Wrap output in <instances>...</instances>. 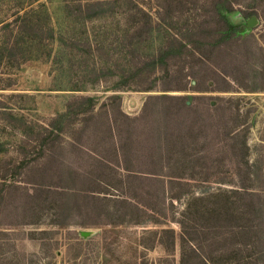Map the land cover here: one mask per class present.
<instances>
[{"label": "rangeland", "instance_id": "obj_1", "mask_svg": "<svg viewBox=\"0 0 264 264\" xmlns=\"http://www.w3.org/2000/svg\"><path fill=\"white\" fill-rule=\"evenodd\" d=\"M94 2L102 4L103 13L83 21L78 5ZM223 4V0H167L163 12L160 0H0V20L11 19L17 10L35 8L31 17L38 27L47 24L53 29L49 39L46 30L37 32L33 40L24 38L20 50L27 58L19 67L0 62L4 71L0 106L12 108L0 112L5 185H21L30 193L41 186L45 197L42 205L34 200L29 209L18 208L13 199L0 202V231L7 232L0 238V264H179L183 255L191 264L196 253L183 242L179 223L191 230L201 205L219 212L237 185L234 166L239 163L246 167L255 196L233 223L254 228L255 254L264 264V46L260 39L264 21L257 17L258 24L250 28L245 15L260 13L264 0H237L231 13L221 8ZM219 15L239 27L224 44H219ZM136 23L140 28L133 30ZM187 41L191 45L183 48ZM225 88L231 91H222ZM167 94L228 100L225 106L239 114V128H247L246 153L239 137L233 140L232 152L223 148L207 161L184 158L182 171L191 178L169 185L164 159L166 103L160 97ZM115 95L119 100H108L105 109H120L133 121L116 117L118 123L128 130L143 129L147 143L153 145L155 164L144 160L133 168L156 172L154 189L136 175H123L120 168H104L106 176L98 182L94 160H82V153L73 149V121L90 109L102 113L100 103ZM89 124L101 126L103 118ZM50 129L53 136L48 135ZM51 139H56L60 162L59 198L51 193L49 180L22 183V170L16 164L25 158V168L31 166L41 154L40 147ZM30 173L34 178L35 169ZM201 197L203 201L198 200ZM222 222L211 212L206 224L215 227L209 236H200L202 241H215L211 256L222 248L218 237ZM40 231L47 234L41 236ZM82 231L89 235L81 236ZM13 247L20 256H15Z\"/></svg>", "mask_w": 264, "mask_h": 264}, {"label": "trees", "instance_id": "obj_2", "mask_svg": "<svg viewBox=\"0 0 264 264\" xmlns=\"http://www.w3.org/2000/svg\"><path fill=\"white\" fill-rule=\"evenodd\" d=\"M166 1L167 0H160V8L163 12L165 11L164 3ZM223 2L224 4L221 8L226 13L234 11L233 4L237 2V0H223ZM101 5L100 2L79 4V16L82 17L83 21L97 17L103 13ZM20 11L21 10L15 11L9 20H0V62L11 63L7 65L8 67H19L27 58L20 50L21 43L26 36L30 40H33L36 38L37 32L43 33L46 30L48 32L47 38L53 37L52 27H49L47 24L46 27H38V23L32 18L37 13L35 8H30L28 10L23 9L22 13H20ZM245 15L247 19L251 16H255L260 17L264 21V4L260 6V13H257V11H250L245 13ZM219 19V44H224L228 40L234 38L239 27L232 25L225 15H219ZM137 28H140L138 23L133 26V30ZM202 30V28H199V32ZM260 39L264 46V30L260 35ZM188 44L191 45V43L187 41L182 47L186 48ZM0 71H2V69H0ZM0 73H4V71ZM221 78L224 79L223 76H221ZM6 80H8V82L11 81L10 77H6ZM7 86H10V84L7 83ZM183 90H186V87H184ZM193 90L200 91L198 89ZM222 91L228 92L231 91V89L225 88ZM160 97H162L166 103L165 114L167 122L164 131V159H166L167 176L170 178L169 185H172L177 179L184 177L191 178V174L182 171V166L185 164V161H183L184 158L196 161L205 159L207 161V158H211L214 156L215 152L219 150L222 151L223 148L224 151L226 150L225 152H232L235 148L233 140L239 137L240 146L244 154L246 153L247 128H239L241 125V121L240 123L238 121L239 114L230 106H225L228 100L225 101L224 98L218 96L204 98L167 94L161 95ZM151 98V96L147 97L143 105V112L146 111L148 101H150ZM108 100H119V96H110L103 100L99 105L102 113H97L93 109H90L89 111L80 113L79 119L73 121L74 128L71 131L70 138L74 151L82 153V160L88 158L94 160L93 166L99 172L94 173L93 176L98 182H102L103 176H106V170L120 168L123 170V175H136L154 189V186L157 184L156 172L136 171L133 168L134 164L139 162L142 163L144 160L155 164L152 143H147L145 131L143 129L140 131L137 129L128 130V126H125L126 124L120 125L116 117H120L126 121L133 120L120 109H117L116 112L109 108L105 109V103ZM189 100L192 101L188 103ZM194 100H198V103H194ZM6 110H12V108L9 106H0V112H7ZM99 116L103 118V124L101 126L89 124ZM140 117H142V115ZM185 118L186 121L183 125L177 123L178 120ZM48 135L53 136L52 129L49 130ZM49 142V144L42 145L40 147L41 154L32 159L31 166H33V168H31V166L25 168L26 163L23 162L25 158L21 159L16 164H18L22 170V173H20V176L22 175V183L41 184L47 183V180H49L48 184L54 188L53 190L50 189L51 193L56 194L59 198L60 191L58 188L60 187L61 171L59 158L56 153L57 146L54 145V143L57 142L56 139H51ZM78 159V157H75L74 161L77 170L79 168ZM104 168L106 170L102 171ZM32 169L36 171L35 175H33L34 178L31 177L30 173ZM234 169L238 176L237 185L230 191V194L226 196V199L223 200L224 204L219 212H217L216 209L211 210L212 213L215 211L216 215L223 219L222 224L219 225L218 237L220 238L222 248L218 254L210 255L211 252L214 251L213 243L215 241H211L209 238L204 241L200 239V236H209L211 230L215 227L206 224V220L211 213L206 207L203 205L199 207L201 211L198 212L197 219L194 218V224L191 230L188 231L182 221L179 223L183 229L181 233L183 242L188 244L191 253H196L195 257H197V259L194 260V257V259H192L194 261H192L191 264H259V258L255 254L257 246L251 239L254 228L248 227L242 223H233V221L242 218L245 211L242 208L251 206L252 199L255 196V191L250 187L251 185L247 181V176L249 175L248 173L246 174L245 165L240 163L235 164ZM3 170L4 169H2L0 165L1 204L4 201L6 202L13 199L19 205L17 206L18 208L29 209V205L34 200L39 201L41 205L44 203V191L41 186L35 188L32 193L28 192V189L21 185L7 186L5 185L4 180L6 175ZM54 179H56V182H53ZM171 190H173L172 187ZM98 193H102V191ZM174 198H179V195H175ZM198 200L203 201L204 198L201 197ZM237 200L240 201V206H236ZM232 206L235 208H232ZM55 224L60 227L62 226L58 223ZM45 234H47L46 231H40L41 236ZM6 235V231H0L1 239L5 238ZM13 251L14 254L17 252L15 248ZM16 254L20 256V253ZM16 254L15 256H17ZM179 264H186L184 255L181 257Z\"/></svg>", "mask_w": 264, "mask_h": 264}, {"label": "water", "instance_id": "obj_3", "mask_svg": "<svg viewBox=\"0 0 264 264\" xmlns=\"http://www.w3.org/2000/svg\"><path fill=\"white\" fill-rule=\"evenodd\" d=\"M258 24V19H257V17H255V16H251L249 19H247V21H246V25L248 26V27H253V26H255V25H257ZM89 235V233L88 232H84V231H82L81 232V236H83V237H85V236H88Z\"/></svg>", "mask_w": 264, "mask_h": 264}]
</instances>
